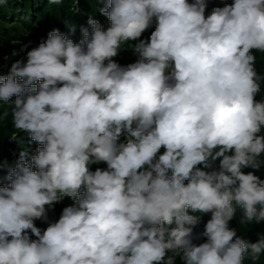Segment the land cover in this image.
Instances as JSON below:
<instances>
[{
    "label": "clouds",
    "instance_id": "1",
    "mask_svg": "<svg viewBox=\"0 0 264 264\" xmlns=\"http://www.w3.org/2000/svg\"><path fill=\"white\" fill-rule=\"evenodd\" d=\"M103 2L106 30L91 17L78 43L75 25L52 30L0 75L14 129L41 145L0 186V264L259 260L264 234L251 243L230 221L264 223V0L207 16L205 0ZM125 44L139 59L121 66ZM64 197L74 205L48 222ZM190 212L211 213L199 234Z\"/></svg>",
    "mask_w": 264,
    "mask_h": 264
},
{
    "label": "trees",
    "instance_id": "2",
    "mask_svg": "<svg viewBox=\"0 0 264 264\" xmlns=\"http://www.w3.org/2000/svg\"><path fill=\"white\" fill-rule=\"evenodd\" d=\"M194 0H189V3ZM206 10L205 15L211 14L212 10L216 7H224L226 4L234 3V0H205ZM103 0H62L61 3H51L50 0H7L6 3L0 4V31L5 32V36H2L3 41L14 51L19 49L14 44V39L21 38L24 32L23 28L27 24L26 19H36L39 16H43L41 22H38L36 29L27 28L31 30L30 36L36 38L39 34L44 35L47 31V35L50 31L58 29L61 33L69 34L68 25H75V35H70L69 38L76 42L79 38H82L81 28H88L91 32V26L87 23L91 17L98 20L102 27L105 24L110 25V21L107 16L102 15L99 11L100 8L104 7ZM6 8V12L4 11ZM8 17V18H7ZM13 18H18L14 22L13 26L9 25V21ZM68 23V25H67ZM26 29V30H27ZM103 29H107L105 25ZM43 37V36H42ZM48 37V36H47ZM46 37V38H47ZM2 41V42H3ZM1 42V41H0ZM257 57L256 69L258 73L264 75V54L254 52ZM119 64V62H117ZM121 65V64H120ZM122 66V65H121ZM2 75V74H0ZM261 93L256 97L257 100L264 98V81L261 82ZM12 100L15 97L11 98ZM1 103V102H0ZM123 140V138H121ZM11 144L6 141L0 140V186H8L9 181L6 179L8 170L10 167L15 166L13 155L10 153ZM41 145L34 143V148L37 150ZM164 149H161L162 154ZM158 154V155H159ZM158 158V157H157ZM218 166V161H217ZM33 170H36L35 168ZM245 173L253 171L251 168L244 169ZM264 179V168H261L259 172L255 173ZM66 206L61 201L55 203L54 208L48 210V221L55 216H61L62 211ZM200 216V223L194 228V233L199 234L204 230L206 222L211 218V213H191ZM243 215L242 209H237L235 218L230 221V227L237 229L238 235L242 236L251 243H255L260 234H264V223L256 224L251 222L248 224H240L239 220ZM206 242V238L194 239L193 243L199 245L200 243ZM176 264H182V261L177 257ZM245 264H264V254H262L259 260L253 262L249 258H245Z\"/></svg>",
    "mask_w": 264,
    "mask_h": 264
},
{
    "label": "rangeland",
    "instance_id": "3",
    "mask_svg": "<svg viewBox=\"0 0 264 264\" xmlns=\"http://www.w3.org/2000/svg\"><path fill=\"white\" fill-rule=\"evenodd\" d=\"M4 11L5 12L7 11L6 8H4ZM28 18L29 19H26V20H28L27 24H29V25H25L23 27L25 29L21 35L22 37L16 38L13 41L15 46L17 48H19V49H16V52H14L3 41L2 36H5V32L0 31V41H1L0 42V74H2L4 76L8 75L9 70L11 68V65L14 62L19 60L22 63H26L27 52L30 51L32 48L37 47L39 45V43H41L42 41L47 39L46 38L48 36L46 34L47 31H45V33L43 35L44 39L41 38L39 36V34L37 35L36 38H32L31 36H29V33H31V30L27 29L29 27L33 28V29L38 28L37 27L38 22L42 21L43 16L37 17V20H39V21H36V19L33 18V19H31V22H30V16ZM17 19L12 17L11 20H8L9 21L8 24L13 26L14 22H16ZM67 25H68V23H67ZM154 30H155V26L146 30L142 34L141 38L142 39L149 38L151 35V32ZM133 43H135V42H133ZM122 47H123V49L120 50L119 54L113 58L116 62H119L121 65L123 64L122 66H127L128 64L135 63L139 59V56L131 48H128L129 45L125 44ZM17 79L19 80V78H17ZM4 113H8V115L4 116L3 115ZM17 131L18 130L14 129L13 124H12L11 105L3 104V102H1L0 103V140L6 141L8 144L10 143L12 145L10 152L16 158V161L19 159V154L21 151L27 150L31 155L36 154V149L34 148L35 142L30 141L27 133H25L23 131H18V132ZM14 133H16L17 138L15 140H12L10 137ZM97 168L106 169L107 165L104 162H100V163L91 165L92 171H95ZM64 199H66V201H72L73 200L72 198H69V197H64ZM59 218H60V216H55L54 218H52L48 222L58 221ZM48 222L36 220L34 223L37 227L44 230L47 228ZM32 238L35 239L34 236Z\"/></svg>",
    "mask_w": 264,
    "mask_h": 264
}]
</instances>
